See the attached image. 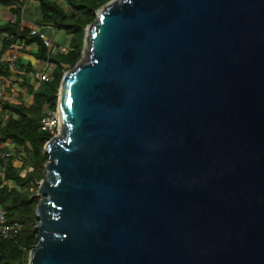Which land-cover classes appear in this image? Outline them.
<instances>
[{"label": "water", "instance_id": "1", "mask_svg": "<svg viewBox=\"0 0 264 264\" xmlns=\"http://www.w3.org/2000/svg\"><path fill=\"white\" fill-rule=\"evenodd\" d=\"M58 97L29 264H264V0H112Z\"/></svg>", "mask_w": 264, "mask_h": 264}, {"label": "trees", "instance_id": "2", "mask_svg": "<svg viewBox=\"0 0 264 264\" xmlns=\"http://www.w3.org/2000/svg\"><path fill=\"white\" fill-rule=\"evenodd\" d=\"M30 1L38 4L37 26L50 27L70 37L65 51L50 48L39 33L22 25ZM64 1L61 5L56 0H0V8L12 13L7 22L0 18V78L10 80L13 87L19 86L32 97L30 103L25 99L16 104L5 103V114L0 120V143L10 152L8 147L15 148L12 159L5 162L0 158V211L5 213L8 224L21 227L17 238H0V264H29L30 252L37 245L39 183L46 177L45 165L49 161L44 147L56 134L44 131L42 121L57 110L64 74L82 59L86 29L96 21L98 10L112 0ZM17 44L25 48L36 46L34 52L28 53L42 64L54 65L52 81L41 82L38 71L19 60L18 73L10 70L5 55ZM30 76L38 80V88L31 83ZM17 158H22L21 167L15 165ZM2 166L6 167L4 176Z\"/></svg>", "mask_w": 264, "mask_h": 264}, {"label": "built area", "instance_id": "3", "mask_svg": "<svg viewBox=\"0 0 264 264\" xmlns=\"http://www.w3.org/2000/svg\"><path fill=\"white\" fill-rule=\"evenodd\" d=\"M48 45V44H47ZM49 46V45H48ZM50 48H53L49 46ZM25 48L24 45L22 44H17L15 45L13 49L14 55L9 57L8 59L6 58V55L9 53V50L6 55H5V60L9 63V68L12 72L18 73L19 67L17 66V62L19 60L17 51L18 49H23ZM46 69L42 71L39 74V78L41 82H49L53 80V72L52 68L53 65L46 63ZM12 82L8 79L0 78V120L4 116V109L3 105L5 103H12L16 98H10V93L8 92L9 89H12ZM12 100V102L10 101ZM60 128V117L59 113L53 112V113H48V115L44 118L42 121V129L44 131H49V132H54ZM14 157V154L10 151H7L6 146L2 143H0V158L7 162L9 159H12ZM20 160V159H19ZM6 171V167L2 166L1 168V173L4 176ZM21 227L18 225H12L8 224L5 220V213L3 211H0V238L2 239H15L19 236L20 234Z\"/></svg>", "mask_w": 264, "mask_h": 264}, {"label": "rangeland", "instance_id": "4", "mask_svg": "<svg viewBox=\"0 0 264 264\" xmlns=\"http://www.w3.org/2000/svg\"><path fill=\"white\" fill-rule=\"evenodd\" d=\"M11 17H12L11 14H7V15H4L1 18V20L3 22H7V21L11 20ZM37 27H39V26H37ZM37 27H36L37 31H40V35L45 39V41H47L49 46L53 47L54 49H58L59 48L61 51H65L68 48L69 41H70V37L69 36H66L64 33H58L56 31H54L52 28H41V27L37 28ZM48 31L52 32V35H53L52 37L48 36ZM17 54H18V51H17ZM12 55H14L13 49L11 51H9V53L6 55V58L8 59ZM36 65H37L38 75H39L40 72H42V71H44L46 69V66L44 64H42V63H36ZM53 70H54V68L52 69L51 72H53ZM29 79H30L31 83H33L36 88L39 86L38 80L36 78H33V76H30ZM12 85L14 86V84H12ZM9 93L11 94L10 95L11 99L17 97L16 100H14L13 102H12V100H10L12 102V104L19 103L21 99H25L29 103L32 101V99H31L32 97L29 96L26 93V91L21 89L19 86H15L11 90V92L9 90ZM57 133H58V131H57ZM8 148L12 152L15 151V148H13V147H8ZM15 165L18 166V167H21V162L19 161V158L16 159Z\"/></svg>", "mask_w": 264, "mask_h": 264}, {"label": "crops", "instance_id": "5", "mask_svg": "<svg viewBox=\"0 0 264 264\" xmlns=\"http://www.w3.org/2000/svg\"><path fill=\"white\" fill-rule=\"evenodd\" d=\"M56 1H58L61 5L64 4V2H65L64 0H56ZM37 6H38V4L36 2H34V1H30L27 4V12L24 13V17H23L24 18V21H23L22 25L24 27H26V28H28V29H30V30H32V31L37 32V33L40 34V31H37V29H36L37 25L35 24V22H36V16L38 14L37 13L38 10H34V9L35 8L37 9ZM7 14H11L12 15L10 9H6V8H2L1 9L0 8V18H2L4 15H7ZM11 19H12V17H11ZM37 28H39V27H37ZM41 28H44V27H41ZM48 28H50V27H48ZM48 36H50V37L53 36L51 31H48ZM46 43H47V41H46ZM35 50H36V46H31V47L23 48L22 50L21 49H18V58H19L20 63L25 64V65L30 64V65H32L34 67V69L37 70L36 63H40V62L38 60H36L34 57H32L28 53V52H34ZM12 89H9L10 92H11ZM9 90H8V92H9ZM21 159L22 158H20L19 161L22 163Z\"/></svg>", "mask_w": 264, "mask_h": 264}, {"label": "clouds", "instance_id": "6", "mask_svg": "<svg viewBox=\"0 0 264 264\" xmlns=\"http://www.w3.org/2000/svg\"><path fill=\"white\" fill-rule=\"evenodd\" d=\"M44 40H45V39H44ZM44 65H46V64L44 63ZM51 65H52V64H51ZM53 68H54V65H53ZM53 68H52V69H53ZM53 71H54V70H53ZM40 73H41V72H40ZM40 73H39V74H40ZM38 76H39V75H38ZM37 88H38V87H37ZM56 111L58 112V107H57V110H56ZM58 113H59V112H58ZM58 130H59V129H58ZM58 130H56V131H54V132L57 133ZM55 135H56V134H55ZM55 135H54V136H55ZM39 184H40V183H39Z\"/></svg>", "mask_w": 264, "mask_h": 264}]
</instances>
